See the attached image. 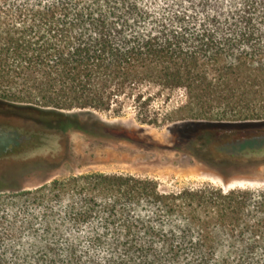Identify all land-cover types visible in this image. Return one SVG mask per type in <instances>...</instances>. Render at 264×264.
Here are the masks:
<instances>
[{
	"label": "trees",
	"instance_id": "16d2710c",
	"mask_svg": "<svg viewBox=\"0 0 264 264\" xmlns=\"http://www.w3.org/2000/svg\"><path fill=\"white\" fill-rule=\"evenodd\" d=\"M127 110L200 162L264 166V137L240 140L264 131V0H0L2 117L65 138ZM0 264H264V189L89 173L0 192Z\"/></svg>",
	"mask_w": 264,
	"mask_h": 264
},
{
	"label": "rangeland",
	"instance_id": "374dc122",
	"mask_svg": "<svg viewBox=\"0 0 264 264\" xmlns=\"http://www.w3.org/2000/svg\"><path fill=\"white\" fill-rule=\"evenodd\" d=\"M174 93L173 102L180 99ZM86 132L57 136L45 126L0 115V129L32 135L31 143L0 155V192L30 191L42 183L89 173L129 174L158 183L163 192L211 184L229 189H264V166L231 167L200 162L178 152L166 128L138 124L132 110L76 114ZM224 179L226 180H223ZM224 181H227L226 183Z\"/></svg>",
	"mask_w": 264,
	"mask_h": 264
},
{
	"label": "flooded vegetation",
	"instance_id": "af4514ba",
	"mask_svg": "<svg viewBox=\"0 0 264 264\" xmlns=\"http://www.w3.org/2000/svg\"><path fill=\"white\" fill-rule=\"evenodd\" d=\"M28 138H30V136ZM1 139H6L10 141L6 149H9L10 147H15V148L22 147L24 143L27 141L26 136L19 135L14 130H3V129H0V140Z\"/></svg>",
	"mask_w": 264,
	"mask_h": 264
},
{
	"label": "water",
	"instance_id": "95a60500",
	"mask_svg": "<svg viewBox=\"0 0 264 264\" xmlns=\"http://www.w3.org/2000/svg\"><path fill=\"white\" fill-rule=\"evenodd\" d=\"M259 129L264 130V126H259ZM259 137H264V131L258 132L256 134L248 135L245 137H241L240 140L242 141L244 139L259 138Z\"/></svg>",
	"mask_w": 264,
	"mask_h": 264
}]
</instances>
